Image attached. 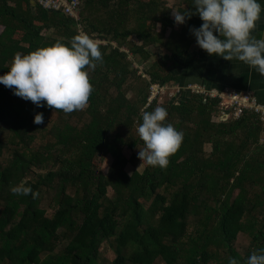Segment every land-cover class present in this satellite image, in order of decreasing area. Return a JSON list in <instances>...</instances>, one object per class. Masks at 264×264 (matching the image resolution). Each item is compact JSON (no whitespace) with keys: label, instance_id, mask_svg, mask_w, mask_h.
<instances>
[{"label":"trees","instance_id":"trees-1","mask_svg":"<svg viewBox=\"0 0 264 264\" xmlns=\"http://www.w3.org/2000/svg\"><path fill=\"white\" fill-rule=\"evenodd\" d=\"M80 1L85 32L109 42L100 48L104 63L90 71L94 91L88 107L70 114L46 102L37 107L0 84V125L12 136L0 138V157L9 152L0 165V264H107L100 250L104 242L116 252L111 264H228L231 258L246 264L253 250L264 249V123L250 113L215 122L216 103L195 94L184 93L180 103L155 100L143 109L145 79L143 91L127 95L128 81L142 79L129 56L149 60L147 47L160 43L164 50L144 73L152 82L171 84L175 59L188 52L193 38L190 29L203 21L193 15L177 33L167 12L159 16L166 8L161 1ZM185 1L195 12L194 3ZM97 5L106 18L99 27L87 25L85 13L92 15ZM132 12L137 24L130 29ZM158 22L159 36L152 34ZM0 26V76L17 52L27 55L57 41L70 47L79 33L74 19L33 7L30 0H0ZM168 27L172 31L165 37ZM131 36L141 43L126 47ZM157 106L166 108V122L184 133L183 143L167 168L146 164L143 171L128 173L131 158L124 148L134 153L143 145L137 132L141 114ZM38 113L41 125L34 123ZM54 113L58 121L49 131L54 143L34 147ZM206 143L212 145L209 156ZM107 156L112 161L104 173L98 163ZM47 168L38 179L29 178L33 169ZM21 182L38 196L14 195L11 187ZM48 195L55 208L51 216L42 207ZM239 235L249 238L244 253L236 247Z\"/></svg>","mask_w":264,"mask_h":264},{"label":"clouds","instance_id":"clouds-1","mask_svg":"<svg viewBox=\"0 0 264 264\" xmlns=\"http://www.w3.org/2000/svg\"><path fill=\"white\" fill-rule=\"evenodd\" d=\"M194 8L195 12L173 11V16L176 24L182 25L193 15H199L203 24L191 28L190 32L201 49L227 61H241L264 76V38L257 39L253 35L264 12L258 0H194ZM100 48L99 40L79 32L71 39L70 47L57 41L27 55L17 52L10 70L0 76V84L37 107H44L42 102H46L48 108L65 114L84 110L94 91L90 71L104 63ZM141 115L142 123L137 132L143 141L138 152L142 164L137 172L145 164L167 168L170 157L183 143L184 133L166 122L168 111L164 107L157 106ZM34 123H44L43 113L35 115ZM10 191L14 195L38 196L23 182ZM228 264H238V261L231 258ZM246 264H264V249L253 250Z\"/></svg>","mask_w":264,"mask_h":264},{"label":"crops","instance_id":"crops-1","mask_svg":"<svg viewBox=\"0 0 264 264\" xmlns=\"http://www.w3.org/2000/svg\"><path fill=\"white\" fill-rule=\"evenodd\" d=\"M157 1L166 3V6L168 5V7L173 8L169 17L174 22L173 11L184 13L188 8V3H186L185 0H173V6H170L169 3H167L170 0ZM191 1L194 3V0ZM258 2L264 6V0H258ZM30 3L33 7L36 6L34 0H30ZM164 11L165 8H161L159 16H164ZM184 24L177 25L175 22V27L173 28L174 31L180 33V31L184 28ZM0 28V30H2L1 26ZM161 29L162 24L158 22L155 26H153L152 34L159 36L161 34ZM171 31L172 28L168 27L165 37H168ZM216 35H218V33ZM253 35L257 39L264 38V12H262L261 19L257 22V27L254 30ZM192 37L191 42L188 44V52L175 59L178 64L173 71V75L176 77V80L171 84L184 87L187 84L196 83L207 88L217 89L230 87L240 92H250L260 102L264 103V76L260 75L255 69L249 68L248 65L241 61H227L222 57L209 55L198 46L195 36L193 35ZM162 39L166 38L162 37ZM134 40L137 43L140 42L136 37ZM151 46L153 48H158L159 50H164L163 46L158 42L154 45H150V47ZM148 48L149 47H147V49ZM144 63L148 66L153 64L150 63L149 60ZM184 93L187 97L190 96V93L183 92V94Z\"/></svg>","mask_w":264,"mask_h":264},{"label":"built area","instance_id":"built-area-1","mask_svg":"<svg viewBox=\"0 0 264 264\" xmlns=\"http://www.w3.org/2000/svg\"><path fill=\"white\" fill-rule=\"evenodd\" d=\"M34 3L43 10L56 12L77 22L78 32H85L80 22L81 1L80 0H34ZM86 33V32H85ZM107 45L109 42L102 38H94ZM116 46L115 42H111ZM128 52V51H127ZM139 69V74L149 83L146 104L143 109L148 108L155 100L163 101L169 99L172 103H180L184 96L183 92L190 95H198L204 102L214 101L216 103V113L213 116L215 122H228L239 120L246 113L258 116L264 123V103L260 102L250 92H240L234 88L225 87L222 89L207 88L203 85L190 83L184 87L173 84L152 82L149 75L144 73V67L135 64Z\"/></svg>","mask_w":264,"mask_h":264},{"label":"rangeland","instance_id":"rangeland-1","mask_svg":"<svg viewBox=\"0 0 264 264\" xmlns=\"http://www.w3.org/2000/svg\"><path fill=\"white\" fill-rule=\"evenodd\" d=\"M167 3H169L170 6L174 5V1L170 0ZM10 4L14 5L15 2H10ZM96 8H98V10L94 9L92 15L89 14V12L86 11L85 15L87 17L90 18V22L86 23L87 25L90 24L91 22L94 23L95 25H97L98 27L101 26L100 25V21L105 20L106 18V11L103 8H100L99 5L96 6ZM173 8L168 7V5L165 8L164 12H167L168 14L171 15V11ZM137 24V15L132 12V14H130L129 19L126 22L127 28H134L136 27ZM1 29V28H0ZM1 31V30H0ZM134 36L129 37L126 47H129L131 45V43H137L134 40ZM140 43V42H139ZM148 51L152 53L151 57L149 58L150 63H153L154 61L157 60L158 58V53L162 52V50H159L158 48H153L152 46H148ZM152 48V49H150ZM122 50L124 51H128L127 48H122ZM130 59L133 61V65L134 67L135 64H137L138 66L141 67H145V59L141 58L140 56H129ZM153 61V62H152ZM139 73V72H138ZM145 80L142 77L141 80L138 79H130L128 81V97L132 98V97H136L139 93V91H143L144 88H146V84H145ZM58 121V117L57 115L54 113L51 115V118L49 119V121L45 124L44 128L42 129V131L40 133H38L36 140L33 143L34 147H38L40 145L46 144V143H50L53 144L54 143V138L52 136H50V128L53 125L54 122ZM11 134L10 132H8V130L6 128H4V126L0 125V138L4 139V140H9L11 138ZM231 139V138H230ZM229 138H227L226 140L230 141ZM236 140V139H235ZM264 142V134L261 137V143ZM143 146H140V148H142ZM204 151L206 156H209L211 151H212V145L210 143H206L204 145ZM138 152H139V148L137 149V151H135L134 153H132L130 150L124 148V153L126 154V157L128 159H130V162L127 164L126 170L128 171V173H132L134 170H138V168L141 166L142 161L138 158ZM9 157V152L5 153V155H3L2 157H0V165H5L6 164V160ZM112 159L110 156H107L104 160L103 163L99 162V166L102 169V171L105 173L108 170V167L110 166ZM146 167V164L144 165V167H142L139 171H143L144 168ZM48 171L47 169H43V170H36L33 169L31 171V173L29 174V178L36 180L38 179L39 175H44L46 174ZM69 192L72 193L73 190L69 189ZM109 196H113V191L111 189H109L108 191ZM237 195V191L234 192V197ZM50 195H48L47 197L45 196L43 198V202H42V207L46 208L47 210V214L48 215H52L54 212V206L51 204V200H50ZM249 245V238L245 235H239L237 241H236V247L238 248V250H240L241 252L244 253L245 249L248 247ZM101 257L103 259H107L108 263L107 264H111L113 262V260L116 258V252L114 250V246H112L111 244H109L108 242H104L102 244L101 247ZM221 256L224 254L223 251H221ZM126 264H131L129 262H127ZM215 264V263H212Z\"/></svg>","mask_w":264,"mask_h":264}]
</instances>
